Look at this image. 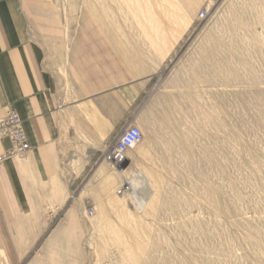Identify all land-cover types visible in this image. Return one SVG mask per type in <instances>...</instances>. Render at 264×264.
Instances as JSON below:
<instances>
[{
	"label": "rangeland",
	"instance_id": "1",
	"mask_svg": "<svg viewBox=\"0 0 264 264\" xmlns=\"http://www.w3.org/2000/svg\"><path fill=\"white\" fill-rule=\"evenodd\" d=\"M45 2L31 35L60 103L142 90L109 145L142 141L74 189V264H264V0Z\"/></svg>",
	"mask_w": 264,
	"mask_h": 264
},
{
	"label": "crops",
	"instance_id": "2",
	"mask_svg": "<svg viewBox=\"0 0 264 264\" xmlns=\"http://www.w3.org/2000/svg\"><path fill=\"white\" fill-rule=\"evenodd\" d=\"M46 5L0 0V119L14 110L31 147L26 157L6 159L0 168V264L79 260L84 218L74 189L132 121L142 92L116 86L60 103L57 79L43 67L31 35ZM9 149L0 139V154ZM88 194L83 203L91 202Z\"/></svg>",
	"mask_w": 264,
	"mask_h": 264
},
{
	"label": "built area",
	"instance_id": "3",
	"mask_svg": "<svg viewBox=\"0 0 264 264\" xmlns=\"http://www.w3.org/2000/svg\"><path fill=\"white\" fill-rule=\"evenodd\" d=\"M207 13V9H202L198 14V18L204 19ZM141 138L142 131L138 126L130 125L126 127L116 141L109 145L106 153L102 155L103 161L112 168L117 169L122 166L126 162L128 152L142 141ZM0 139L8 140L10 144V149L0 154V168L6 159L24 158L31 150L23 130L22 121L12 109H8L5 116L0 119ZM118 193H122L121 188L118 190ZM92 210H86L85 217L87 219L93 217L94 211Z\"/></svg>",
	"mask_w": 264,
	"mask_h": 264
},
{
	"label": "bare ground",
	"instance_id": "4",
	"mask_svg": "<svg viewBox=\"0 0 264 264\" xmlns=\"http://www.w3.org/2000/svg\"><path fill=\"white\" fill-rule=\"evenodd\" d=\"M124 184H126V185H128V186H133L134 187V183L133 182H128V181H126V183H124Z\"/></svg>",
	"mask_w": 264,
	"mask_h": 264
}]
</instances>
